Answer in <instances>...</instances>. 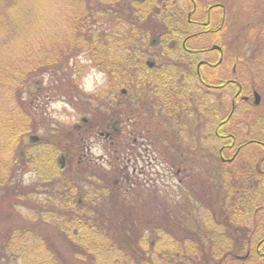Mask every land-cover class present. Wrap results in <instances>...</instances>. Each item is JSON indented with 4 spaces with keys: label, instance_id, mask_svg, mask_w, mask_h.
Wrapping results in <instances>:
<instances>
[{
    "label": "trees",
    "instance_id": "trees-1",
    "mask_svg": "<svg viewBox=\"0 0 264 264\" xmlns=\"http://www.w3.org/2000/svg\"><path fill=\"white\" fill-rule=\"evenodd\" d=\"M0 1L7 3L11 11L16 9L20 12L23 19L35 11L52 18L49 26L44 27L46 30L34 36L35 41L33 38L26 41L17 37L16 43L20 47L24 44L20 50L19 63L11 57L0 58V264H244L243 260L224 255L230 249L229 246H236L240 240L239 233L234 235L236 242H226L210 240L193 230L180 234L177 225L162 221L157 213L150 217L142 215L135 220L132 208L135 194L131 190L121 191L113 172L106 173L95 164L79 162L76 156L82 148L81 135L77 136L59 126L54 127V124L52 126L47 113L35 105L34 95L28 91L38 71L49 67L51 70L56 64L63 65L77 54L91 52L93 62L108 74L106 87L101 94L92 97L70 88L69 93L63 95L64 98L73 101L82 98L87 112L97 116L102 108L105 113L113 111L112 100L119 90H128L130 96L134 91L147 95V87L140 88L139 81L132 80L133 69L139 68V64L147 59L140 55L146 35L143 34L140 40L137 34L132 33L130 23L123 18L126 20L129 11H149L159 21L158 27L152 25L147 33L153 37L162 30L161 23L167 25L163 9L169 7L174 10V6L156 0H147L145 3H137L136 0ZM20 1H25L24 5ZM216 1L228 5V0ZM156 9L160 10L159 13L154 11ZM115 15L121 16L118 28L114 26ZM103 21V26H108L107 30L94 32L91 26L98 23L102 25ZM24 29L22 27L18 35L24 34ZM117 32H120L122 40L115 49L116 45L110 44H114L117 39ZM38 38L43 43L33 47V42L36 44ZM135 41L139 44L135 45ZM253 44L263 56L264 77V29ZM39 55H44V58L38 59ZM252 58L255 60L258 56L253 55ZM118 68L120 76L119 80H115ZM58 83L56 75L49 80L47 88L55 89ZM252 84L254 86L251 87L257 90L255 82ZM182 87L183 101L186 104L194 103L191 101L194 97L189 96L184 85ZM21 89H26L30 94L28 99L22 96ZM100 96H103L104 103H101ZM215 100V120L218 123L228 114L225 112L227 104L225 95L220 91L216 92ZM95 101L97 103L93 104ZM262 103L261 114L257 111L259 106L246 105L242 121L247 122L248 127L234 126L233 132L238 144L241 140H257L263 145H249L247 151L251 149L252 155L248 157L247 151L244 152L242 177L226 178L227 183L223 182V185L229 187L230 191L217 193L215 199L216 202L227 204L228 211L235 208V212H239L244 206V220L248 221H244V229H248L245 237L252 235L255 224L257 229L264 232V177L258 175L259 171L264 172L263 97ZM205 112L207 109L202 108L200 116L205 115ZM235 118L231 119L233 125ZM95 125L96 130L97 122ZM34 130H41L47 137L42 146L41 143L32 145L25 142L24 135L29 133L31 136L35 134L31 133ZM70 136L73 137V146H69L71 150L68 149L66 153L72 161H68V166L62 170L58 158ZM88 137L89 134L86 135ZM110 159L112 165L113 157ZM43 167L48 168L47 176H43ZM29 168L37 172L44 183H48L47 201H37V205L47 208L41 214L35 209L37 205L34 207L38 188L35 185L27 186L19 180ZM114 168L112 165L110 170ZM217 184L221 187L220 181ZM136 194L142 193L137 191ZM185 199L193 201L192 198ZM22 209L27 210L28 215L25 218L22 215L23 219L19 222L18 214L21 215L19 211L22 212ZM253 218L259 219V222H252ZM8 219L12 222L8 223ZM202 227L208 231L210 226L203 223ZM167 234L169 237H165ZM220 251L221 255H217Z\"/></svg>",
    "mask_w": 264,
    "mask_h": 264
},
{
    "label": "flooded vegetation",
    "instance_id": "flooded-vegetation-1",
    "mask_svg": "<svg viewBox=\"0 0 264 264\" xmlns=\"http://www.w3.org/2000/svg\"><path fill=\"white\" fill-rule=\"evenodd\" d=\"M156 2L171 3L174 10L163 9L167 25L161 23L162 30L153 37L147 33L152 25L158 27L159 21L149 11L135 9L126 13V20L123 18L140 40L146 35L140 55L147 59L133 69L132 80L139 81L140 88L146 86L148 94L134 91L130 96L128 90H119L118 95H113L112 112L105 113L102 108L90 120L83 118L82 124L74 127L83 143L76 157L79 162L95 165L99 161L110 162L113 157L116 183L121 189L127 185L126 191L135 194L132 203L135 220L157 213L162 221L177 225L180 234L193 230L210 240L236 242L234 235L239 233L236 246H229L224 255L243 260L244 264H264V232L255 224L252 235L244 236L248 230L244 229V221L248 222L244 220V206L239 212H235V208L228 211L227 204L215 201L217 193L230 191L223 185L227 183L226 178L242 177L244 152L249 145L262 144L257 140H241L238 144L233 132L234 126L248 127L244 121L233 125L231 119L244 113V107L252 104L250 94L253 96L257 90L254 87L249 90L247 85V60L233 62L229 43L227 48L224 36L228 7L216 0ZM154 11L159 13L160 10ZM114 21L118 28L121 16L115 15ZM103 24L105 21L91 28L102 33L107 29ZM117 34L115 49L122 40L120 32ZM139 42L133 43L138 45ZM119 70L114 75L115 80H119ZM183 85L189 96L194 97L191 99L194 103L183 101ZM217 91L225 95V112H228L218 123L215 120ZM100 101L105 102L103 96ZM202 108L207 112L201 117ZM93 137L94 141L95 138L100 140L98 145L107 152L98 159L92 151L95 147ZM68 161H72L68 153L59 156L62 170L68 166L65 164ZM258 175L263 176L264 172L259 171ZM174 178L177 182L172 187L169 180ZM158 179L162 183L160 186L156 184ZM242 187L244 191V185ZM137 191L142 195L136 194ZM141 199L144 201H139ZM254 220L259 222V219H251ZM203 223L209 224L208 231L202 227ZM165 237H169L168 234ZM217 255H221V251Z\"/></svg>",
    "mask_w": 264,
    "mask_h": 264
},
{
    "label": "rangeland",
    "instance_id": "rangeland-1",
    "mask_svg": "<svg viewBox=\"0 0 264 264\" xmlns=\"http://www.w3.org/2000/svg\"><path fill=\"white\" fill-rule=\"evenodd\" d=\"M20 3L24 5L25 1L23 2L20 1ZM226 3L228 4L226 6L228 7V11H229L227 17V33L224 36L227 38L226 41L227 48L229 46L228 45L229 43L230 44L229 48L231 47L230 49L232 53L233 62L239 61L237 59H243V60L244 59L246 60V58L248 59L247 66L248 63L249 66H248L247 85L250 90V88H252L251 86H254L252 82H255V86L258 92L262 95L264 100V77L262 76V62H261V59L263 60V56L257 50V46L253 44V41L258 38L259 33L262 32L264 29V0H228ZM105 7L108 8V5L106 4ZM11 10L12 9L7 3L0 1V58L3 59V58L11 57L13 58V61L15 59L16 63H19V59H21L20 50L24 46V44H22V46L20 47L19 44L16 43L15 41L17 40V37L18 39H24L26 41L28 39L32 40L33 38V41H35L34 36L37 33H40L42 30H46L44 27L49 26L50 21H52V18H49L48 15L43 14L42 12L35 11L32 13L31 16H27L26 18L23 19L21 18L22 14L20 12L16 11V9L15 10L13 9V11ZM96 25H100V24L98 23ZM22 27H25L24 34L18 35V31H20ZM224 33L225 32H223L222 35H224ZM256 34L258 35L256 36ZM98 35L99 34L97 33V36ZM86 36L90 37V35H86ZM55 37L53 41H55ZM100 40L102 41V39ZM41 43H43L41 41V38H38L36 44L33 42L32 46L37 47ZM110 45H113V43H111ZM253 55H257L258 58L255 60L253 58L250 59ZM43 58L44 55L38 56V59H43ZM91 58H92L91 52H82L80 54H77V56L70 59L68 62L65 61L63 65L61 63H58L51 70H50L51 67H49V69H43L41 71H38L35 80L31 83L30 87L28 88V91L31 93V95H34L32 98L34 99L35 105L36 106L38 105L40 108H42L43 111H45V113H47V118H49V120L52 121V126L54 124V127L59 126L66 130L69 129V131H72L70 133H74L76 135L77 133L74 130L75 125L82 124L83 118H88L90 120V117L93 115V113L87 112L88 108H85L86 104L84 100H82V98L73 101L70 98H64L63 95H67L69 93L70 88H75L79 92H81L80 94L84 93L89 97L101 94L106 86L103 87L102 89H99L95 94L85 93L84 91H82L80 87V85L84 83L85 77L90 74L89 70L91 68L98 69L105 74L106 85L108 80L107 79L108 75L106 71L102 67L95 66ZM56 75L59 79V83L55 86V89L54 87L53 89L54 90L57 89L58 93L54 92L52 88H47L49 84V80L53 77H56ZM21 94L22 96L24 95L25 99H28L30 97V94L27 93L26 89H21ZM250 95L253 104L254 101L253 96L252 94ZM56 102H60L62 105H67L68 108L71 109L72 111L69 112L64 108H61L57 110L55 114H53V112L50 111V108L51 105ZM92 103L96 104L97 101ZM259 107L260 109H258L257 111L261 114L263 110L261 108V105ZM242 119H243V114L241 113L236 116L234 123H240ZM31 133L32 134L35 133V134L30 136L29 133L28 134L26 133L24 135L26 136V140H25L26 143L35 145L41 139L38 145L41 143L42 146L46 142L47 137L43 135V132L41 130L40 131L34 130ZM68 138L69 141L67 142V144L69 145L66 144L64 146V150H63L64 154L68 149H70L69 146H73V141H72L73 137L70 136ZM93 141H94V137H93ZM99 142L100 140L95 138L94 141L95 147L99 144ZM95 147L92 148V151ZM102 149L103 151L102 154L100 155H97L93 151L95 155L94 158L98 159L100 156L105 155L107 153L104 148ZM42 150L44 149L42 148ZM251 151L252 150L249 149L246 152L248 157L252 155ZM66 163L67 162H65V164ZM98 163L99 164L96 166L101 167L104 170V172L106 173L113 172V170H110L112 166L110 162L104 161L102 163L99 161ZM47 169H48L47 167L41 168L43 176L48 175L49 172L47 171ZM262 177H264V175ZM19 180L20 181L22 180L27 186L35 185L38 188L35 197L36 203L34 207L37 205V201L38 203L39 202L45 203L47 201L48 198L46 196L47 195L46 188L48 186V183H44V181H42L41 178L38 177L37 172L29 168L25 172L23 178H20ZM169 181H170L169 185L173 187L174 185H176L177 179L174 178L173 180H169ZM154 183L155 182H153V184ZM156 184L159 186L162 185L160 179H158V182ZM126 189H127V185H125L121 191ZM48 191L49 190H47V192ZM139 201H144V200L141 199ZM35 209L38 212V214H41L42 212L44 213V209L47 208L44 206L40 207L39 205H37ZM19 213L21 215L18 214V218H19V222H21V219H23L21 218V216L23 215L22 217L25 218L28 215V212L27 210L22 209V212L19 211ZM7 222L10 223L12 222V220L8 219Z\"/></svg>",
    "mask_w": 264,
    "mask_h": 264
},
{
    "label": "clouds",
    "instance_id": "clouds-1",
    "mask_svg": "<svg viewBox=\"0 0 264 264\" xmlns=\"http://www.w3.org/2000/svg\"><path fill=\"white\" fill-rule=\"evenodd\" d=\"M89 75L85 77L84 83L80 85L82 91L88 94H95L99 89H102L103 87L106 86V77L105 74L95 68H91L89 70ZM61 108L66 109L67 111L71 112L72 110L68 108L67 105H62L60 102L53 103L51 105L50 111L55 114V112ZM59 118V117H57ZM94 153L97 155L102 154V147L100 145H97L93 149Z\"/></svg>",
    "mask_w": 264,
    "mask_h": 264
},
{
    "label": "water",
    "instance_id": "water-1",
    "mask_svg": "<svg viewBox=\"0 0 264 264\" xmlns=\"http://www.w3.org/2000/svg\"><path fill=\"white\" fill-rule=\"evenodd\" d=\"M261 103V95L257 92L254 93V105L259 106Z\"/></svg>",
    "mask_w": 264,
    "mask_h": 264
}]
</instances>
